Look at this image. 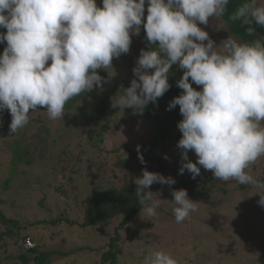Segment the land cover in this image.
Segmentation results:
<instances>
[{
	"label": "clouds",
	"instance_id": "1",
	"mask_svg": "<svg viewBox=\"0 0 264 264\" xmlns=\"http://www.w3.org/2000/svg\"><path fill=\"white\" fill-rule=\"evenodd\" d=\"M229 3L147 0L144 19L145 0H102V6L97 0H0V28L7 30L0 33V43L7 42L0 54V110L11 114L10 135L24 128L40 107L50 119H60L72 98L103 90L108 78L97 70L115 76L113 58L129 52L131 37L143 24L147 41L156 46L141 50L133 69L136 78L111 98V106L142 114L168 91L170 68L178 63L184 71L177 86L183 91L168 109L179 105L183 117L177 125L182 133L177 145L182 150L180 174L187 170L194 179L202 166L218 180L253 186L264 207V180L252 174L264 157V36L253 27L264 28V0H242L230 17L247 26L251 40L229 35L217 45L198 22L207 25L210 17L219 21ZM190 150L195 163L188 159ZM134 183L140 215L147 219L156 216L162 202L150 186H171L175 180L144 169ZM172 195L177 223L198 210L186 189ZM141 264L179 261L169 251L152 249Z\"/></svg>",
	"mask_w": 264,
	"mask_h": 264
},
{
	"label": "rangeland",
	"instance_id": "2",
	"mask_svg": "<svg viewBox=\"0 0 264 264\" xmlns=\"http://www.w3.org/2000/svg\"><path fill=\"white\" fill-rule=\"evenodd\" d=\"M146 16L147 12L144 19ZM198 26L207 31L217 45L229 35L238 37L231 33L222 18L217 21L210 17L207 25L198 22ZM135 39L132 35L131 43ZM6 45L5 41L0 43V54ZM136 57L130 48L128 53L113 58V70L119 82L134 74ZM119 82L118 87L121 86ZM112 85L107 79L103 82V90L94 88V95L74 108L65 109L60 119H50L46 110L40 107L30 113L29 123L13 135L9 130L10 112L0 110V120L7 122L0 128V209L7 218L17 222L14 231L30 234L40 249L56 251L48 255L45 264H100V248L107 250L109 239L116 234L119 238L114 247L121 264H141L152 249L169 251L179 264H264V256L260 255L264 248V207L258 204L260 197L253 194L256 191L253 186L243 189L235 180L223 184L216 182L210 189L209 198L200 193L193 196L191 199L197 201L198 210L182 223L175 221L171 206L166 207L165 213L147 219L138 213L129 225L119 228L116 233L119 217L98 226L81 227L69 223V219L80 220L88 207L87 198L95 193L96 187L104 188L106 183L111 185L113 182L119 185L123 181L119 171L113 175L112 160L103 165L104 161L110 160L109 150L122 143L136 148L152 134V124L143 114L135 113L131 108L120 110L111 106V98L119 93ZM193 86L198 90L201 87ZM104 95L110 96L109 104L105 115L98 119L91 113ZM90 130L99 132L88 138ZM15 140L21 145L32 144L31 164L15 162L11 148ZM167 144L171 146L169 151L173 152L175 162L181 161L182 158L177 157L180 150L177 144L172 145L171 140ZM162 150L158 147V154L163 155ZM45 156L52 157L44 161ZM14 165L15 170L11 171ZM69 168L75 172L73 182L67 181ZM94 174H98L95 180ZM170 174L167 172L164 176ZM252 174L262 180L264 157L253 166ZM7 179L10 184L5 188ZM219 185H222V191L217 190ZM163 186L158 183L160 190ZM151 222L154 226L148 228ZM6 229L0 221V235ZM21 235H1L0 254L4 247L9 253L18 252L12 238ZM84 245L86 249H76ZM65 250L70 251L68 255L57 253ZM3 258L4 255L0 256V264H24L17 258L8 261Z\"/></svg>",
	"mask_w": 264,
	"mask_h": 264
},
{
	"label": "trees",
	"instance_id": "3",
	"mask_svg": "<svg viewBox=\"0 0 264 264\" xmlns=\"http://www.w3.org/2000/svg\"><path fill=\"white\" fill-rule=\"evenodd\" d=\"M242 2V0H230L229 5L226 8V11L222 17L228 24V28L231 33L237 35L242 40H251L253 37H249L246 34V27L240 23V21H232L230 19L231 14L235 11L238 5ZM97 5L102 6V0H97ZM147 12V0H145V13ZM253 27L256 28L257 34L264 36V28H261L255 24ZM6 28H0V33H5ZM135 42L131 43L130 48L136 53V58L138 59L141 50H148L150 48H155L156 45L149 44L146 38V31L143 27V24L140 26V32L138 35H135ZM7 44V42L5 41ZM149 71H154V69H149ZM184 69H181L177 64H173L170 68V73L168 76L170 88L168 91L164 93L162 97H159L155 103L149 102V104L145 107L142 114L151 122L152 124V134L148 141L142 142L136 148L130 147L128 144L122 143L121 146H114L109 150V161H104V164H108L111 160L113 175L116 171H119L122 175L123 181L121 184L117 185L113 182V184H107V187L104 188H95V193L89 196L88 199V207L82 214L80 220L78 219H69L70 224H78L81 227L88 226H98L107 222L108 220H112L114 217H119V221L114 230V233L117 232L119 228L129 225L130 221L141 212V205L138 203V198L136 197V184L134 180L136 177L142 175L144 169L149 171L157 172L159 174L165 175V173L170 172L172 178H174L175 183L171 186L164 184L162 189L158 187V183H154L150 186V190L153 192L159 191L160 199H162L160 207L156 210L157 214L165 213L166 207H175L173 203L174 197L172 195L174 190H179L184 188L188 192L189 198L200 193L206 198L210 197V189L211 187L216 186V182L220 184L226 183V181H221L213 177V174L210 170H205L201 166V173L197 175L194 179L192 178V174L185 170L183 174H180L179 169L181 167V161L175 162L172 158L173 152L169 151L170 145L167 144V141L171 140L172 145L176 143L178 145V141L182 136V133L178 129V122L183 119L179 105L171 110L168 109L169 103L178 95L182 93V89L177 86V81L182 77ZM98 74L102 77L108 78L112 85L114 91H122V89L130 86L131 80L136 78L134 74L128 76L127 79L119 82V79L116 76L110 77L107 70L98 69ZM190 82H191V78ZM121 83V86L118 87L117 83ZM193 84H195L193 82ZM196 85V84H195ZM193 86V85H192ZM194 87V86H193ZM96 92L93 89L90 92H86L81 94L80 96L72 98L65 105V109L74 108L79 102L84 101L91 95H94ZM109 95H104L101 97L98 104L95 106L91 115L95 118L101 119L105 115V111L109 104ZM42 108V107H41ZM44 109V108H42ZM45 110V109H44ZM7 122L5 120H0V128L5 126ZM47 131V129H46ZM99 132V130H90L89 137L92 136L93 133ZM101 135V134H100ZM30 146L19 143L15 140L11 146L13 153L15 154V162H25L26 164H31L33 162V158L29 157ZM162 147L163 155L158 154V147ZM139 147V151H138ZM179 149V148H178ZM98 151H102L99 149ZM104 152V151H102ZM141 156L143 157V163L141 162ZM52 156H45L44 161H48ZM167 157V158H165ZM177 157L182 158V150L180 149L177 153ZM188 159L192 162H196L197 157L194 151L188 152ZM105 166V165H104ZM16 165L11 168V171L15 170ZM109 170L111 167L109 165ZM73 168H69V175H67V181L73 182ZM99 174V173H98ZM98 174H94L92 176L93 180L98 177ZM176 177V178H175ZM264 180V176L262 178ZM10 184V180L7 179L4 186L8 188ZM208 184V186H207ZM240 185V188L245 189L249 185ZM217 190L222 191V185L217 187ZM159 197V194H157ZM171 216L170 218H172ZM0 221L2 224L6 226V232L1 233V235H9L16 236L21 235L20 232H15L14 229L17 228V222L7 218L2 210L0 209ZM163 221V220H161ZM14 224V225H11ZM154 224L151 222L147 225L148 228H152ZM22 229V227H21ZM0 235V238L2 237ZM29 234H22L20 237L24 238ZM119 235L116 234L114 237H111L107 243V250L104 247L100 248L101 256H100V264H121L117 261L118 250L116 249L115 242L118 240ZM35 240V238H34ZM36 241V240H35ZM12 243H14V238H12ZM15 244V243H14ZM37 244V243H36ZM9 245V243H8ZM16 245V244H15ZM40 245H36L32 250H30L27 254L21 252L18 248V252L13 253H4L3 260L8 261L12 259L20 260V262L24 264H45L48 258V255L56 253L55 250H44L40 249ZM81 246V245H80ZM4 247V246H3ZM17 247V246H16ZM76 249H86V245L82 247H76ZM4 251V250H3ZM7 251V249H5ZM69 250L59 251L58 254H69ZM0 254V256L2 255ZM261 257L264 256V248L261 251Z\"/></svg>",
	"mask_w": 264,
	"mask_h": 264
},
{
	"label": "built area",
	"instance_id": "4",
	"mask_svg": "<svg viewBox=\"0 0 264 264\" xmlns=\"http://www.w3.org/2000/svg\"><path fill=\"white\" fill-rule=\"evenodd\" d=\"M15 241L24 253H28L35 246V243L30 236H26L25 238H16Z\"/></svg>",
	"mask_w": 264,
	"mask_h": 264
},
{
	"label": "crops",
	"instance_id": "5",
	"mask_svg": "<svg viewBox=\"0 0 264 264\" xmlns=\"http://www.w3.org/2000/svg\"><path fill=\"white\" fill-rule=\"evenodd\" d=\"M5 248H6V247H4V251H2V252H4V253H5V252H6V253H9V252L5 251ZM2 252H1V253H2ZM3 255H6V254H2L1 256H3Z\"/></svg>",
	"mask_w": 264,
	"mask_h": 264
}]
</instances>
